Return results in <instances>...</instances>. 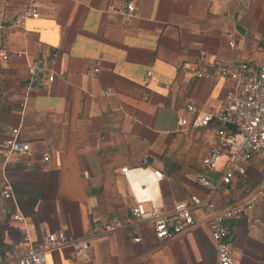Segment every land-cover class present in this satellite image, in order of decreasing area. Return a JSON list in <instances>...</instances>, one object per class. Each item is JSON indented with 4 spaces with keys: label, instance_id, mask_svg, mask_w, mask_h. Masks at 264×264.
I'll return each instance as SVG.
<instances>
[{
    "label": "crops",
    "instance_id": "0c3cea01",
    "mask_svg": "<svg viewBox=\"0 0 264 264\" xmlns=\"http://www.w3.org/2000/svg\"><path fill=\"white\" fill-rule=\"evenodd\" d=\"M37 1L39 18L19 30L11 20L27 0H0V46L26 50L55 73L51 84L38 76L26 93L29 61L0 62V187L14 196V203L0 198V254L22 251L26 225L34 242L55 232L92 240L85 259L63 247L47 253L46 264H215L201 211L192 229L165 243L149 224L133 222L123 172L150 168L164 174L153 194L166 212L191 195H211L218 211L247 204L227 223L230 250L234 264H264V199L257 197L264 156L219 183L226 158L214 173L202 166L218 124L176 126L177 116L191 117L188 103L211 111L225 101L234 85L221 70L264 66V0ZM129 2L135 16L126 21ZM12 129L29 150L5 158ZM204 175L208 185L197 181ZM17 213L25 223L11 218ZM114 219L125 227L102 235L99 223Z\"/></svg>",
    "mask_w": 264,
    "mask_h": 264
},
{
    "label": "built area",
    "instance_id": "2783aa9c",
    "mask_svg": "<svg viewBox=\"0 0 264 264\" xmlns=\"http://www.w3.org/2000/svg\"><path fill=\"white\" fill-rule=\"evenodd\" d=\"M123 15L126 21L135 16L133 3L126 4ZM39 16L38 1L27 0L25 7L11 20V25L13 28L24 30L28 19H37ZM4 21L5 19L2 18L0 28ZM229 46L233 47V44L230 43ZM12 58L29 61L25 85L26 93L33 88L35 80L40 75H45L47 84L54 81L55 73H45L37 60H29L26 50L10 51L0 46V62H8ZM221 75L229 84L234 85L227 91L225 101L211 111H203L194 103H188L184 112L191 117L177 116L176 126L179 131H187L205 128L211 123L218 124L214 145L202 159V166L206 173H214L217 171L221 159L225 157L226 163L222 169L219 183L229 184L235 174L245 173L247 163L254 156H264V66L252 72L246 64H241L235 71L221 70ZM146 77L148 79L149 74ZM108 93L105 92V94ZM226 125L235 126V131L227 128ZM4 147L2 155L5 158L12 154L24 155L29 150L28 143L18 140V129L10 131L9 137L4 142ZM49 159L48 154L42 158L44 162ZM124 170L123 174L128 180L135 199L134 206L130 208V216L134 223L149 224L154 237L160 243H165L192 229L196 224L193 213L201 211L216 246L215 264H234L227 223L240 217L247 204L236 203L225 210L218 211L211 200V195L204 198L191 195L188 199L175 202L172 210L166 212L153 194L154 187L164 179V174L150 168ZM131 173H137V177L131 180L129 177ZM197 181L208 185L209 178L204 175L197 178ZM257 197L264 199V190L258 192ZM0 198L4 201L11 200L14 203V196L9 186L0 187ZM11 218L25 223V219L20 213L12 215ZM98 226L100 233L106 235L123 229L125 224L114 219L109 222H101ZM22 233L26 241L22 251L11 255L0 254V264H46L47 253L63 247H71L75 257L81 260L87 257L88 246L92 242L91 239L76 238L63 232L47 234L39 242H34L31 239L30 228L26 225L23 227ZM141 240V237L133 239L135 243Z\"/></svg>",
    "mask_w": 264,
    "mask_h": 264
},
{
    "label": "water",
    "instance_id": "95a60500",
    "mask_svg": "<svg viewBox=\"0 0 264 264\" xmlns=\"http://www.w3.org/2000/svg\"><path fill=\"white\" fill-rule=\"evenodd\" d=\"M226 127L233 130V131H235V129H236L235 126H233V125H226ZM167 173H168V171H167Z\"/></svg>",
    "mask_w": 264,
    "mask_h": 264
}]
</instances>
